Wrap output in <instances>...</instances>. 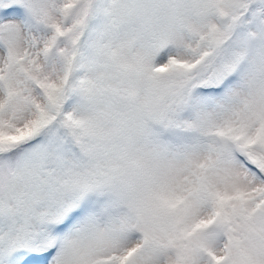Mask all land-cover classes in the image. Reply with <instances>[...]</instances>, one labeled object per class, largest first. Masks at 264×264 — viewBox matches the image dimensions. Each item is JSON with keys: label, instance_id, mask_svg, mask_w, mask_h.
Here are the masks:
<instances>
[{"label": "snow or ice", "instance_id": "obj_1", "mask_svg": "<svg viewBox=\"0 0 264 264\" xmlns=\"http://www.w3.org/2000/svg\"><path fill=\"white\" fill-rule=\"evenodd\" d=\"M0 264H264V0H0Z\"/></svg>", "mask_w": 264, "mask_h": 264}]
</instances>
